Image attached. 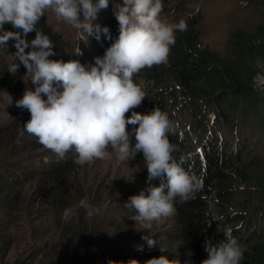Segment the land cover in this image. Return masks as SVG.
<instances>
[{
  "label": "clouds",
  "instance_id": "obj_1",
  "mask_svg": "<svg viewBox=\"0 0 264 264\" xmlns=\"http://www.w3.org/2000/svg\"><path fill=\"white\" fill-rule=\"evenodd\" d=\"M108 6L109 0H0V32H4L0 45L15 41L8 72L15 75L23 66V81L33 86L16 102L17 108L30 114L23 129L51 152L56 162L70 152L75 153L74 163L80 166L111 160L113 154L118 161L127 162L142 153L148 187L129 197L125 207L134 210V221L150 230L153 222L175 215L177 200L195 199L203 187L202 179L185 170L188 157L173 155L178 149L168 139L173 130L168 114L159 108L147 114L134 111L147 97L143 84L134 78L145 68L168 63L176 32L187 30L186 21L169 23L163 18L162 0H122L114 9L118 37L102 57L87 66L76 60L49 59L56 55L55 45L36 27L45 13H51L58 24L76 29L82 39L95 36L100 40L101 33L112 39L107 27L93 23L97 13ZM6 24L16 31L4 30ZM30 33L35 35L29 41ZM76 54H82L78 47ZM128 126H133L131 131ZM44 160L51 162L49 157ZM155 180L158 185L152 183ZM77 209L87 210L89 216L95 212L81 199L75 207L63 210L62 220L67 223ZM223 234L225 239L218 244L205 240L207 258L201 264H241L242 245L231 229ZM141 239L149 248L156 246L153 237ZM127 264L140 262L132 259ZM144 264H181V260L161 254Z\"/></svg>",
  "mask_w": 264,
  "mask_h": 264
},
{
  "label": "rangeland",
  "instance_id": "obj_2",
  "mask_svg": "<svg viewBox=\"0 0 264 264\" xmlns=\"http://www.w3.org/2000/svg\"><path fill=\"white\" fill-rule=\"evenodd\" d=\"M182 5L189 11L187 15L200 11L197 29L201 46L221 55L226 53L230 31L252 33L264 15L261 7L245 0H185ZM163 18L172 23L170 16ZM43 19L57 35L53 42L56 55L49 59L76 60L85 66L94 63L89 37L82 39L76 29L58 24L51 13H45ZM14 43L9 40L7 45H0V170L13 169L18 176L11 177L20 181L9 189L6 186L10 184L0 187V264H127L132 259L144 264L145 259L161 254L178 256L182 263L183 252L176 251L180 245L176 213L153 222L146 230L133 220L134 210L125 207L129 197L148 187L145 164L144 172L130 161H118L113 154L111 160L80 166L74 163V152L56 162L51 152L24 131L30 114L17 108L16 102L33 86L23 81V66L15 75L8 72ZM77 47L82 54H76ZM254 66L257 74L252 87L264 101V62L256 61ZM210 117L208 114L207 119ZM221 133L227 138V132ZM261 154L264 160V147L254 155ZM45 157L51 162L46 163ZM81 199H86L95 212L89 216L87 210L77 209L65 223L63 210L75 207ZM251 209L248 212L256 219L258 213ZM260 226L264 229V221L260 220ZM145 235L153 237L156 246L149 248L141 239Z\"/></svg>",
  "mask_w": 264,
  "mask_h": 264
},
{
  "label": "trees",
  "instance_id": "obj_3",
  "mask_svg": "<svg viewBox=\"0 0 264 264\" xmlns=\"http://www.w3.org/2000/svg\"><path fill=\"white\" fill-rule=\"evenodd\" d=\"M184 1L162 0V17L170 16L172 23L181 19L187 23L186 31L176 32L168 63L145 68L134 78L143 84L147 96L134 111L147 114L159 108L168 114L173 122L168 139L178 149L173 155L188 157L185 170L203 182L195 199L176 202L180 242L176 251L183 252L184 261L201 264L207 258L205 240L218 244L225 239L223 233L231 229L244 249L241 264H264V229L260 226V220L264 221V160L263 153L254 155L264 147V101L252 87L257 74L254 63L264 62V15L252 33L230 31L226 53L221 55L201 46L197 29L201 13L187 15L189 11L182 9ZM245 2L261 7L264 14V0ZM116 4H122V0H109L108 12L100 10L93 21L107 27L112 38L105 39L102 33L100 40L89 36L93 61L102 57L118 37ZM36 27L52 42L57 41L43 17ZM4 28L16 31L7 24ZM221 131L227 132V138ZM130 162L144 171L142 153ZM11 175L18 176L13 169L0 170L2 189L7 184L8 189L19 184V178ZM152 183L158 185L159 181ZM251 208L258 213L256 219L248 212ZM189 250L191 256L187 255ZM154 253L159 255L156 250Z\"/></svg>",
  "mask_w": 264,
  "mask_h": 264
}]
</instances>
